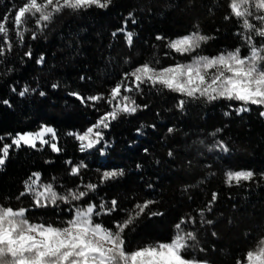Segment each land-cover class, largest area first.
I'll use <instances>...</instances> for the list:
<instances>
[{
    "label": "trees",
    "instance_id": "1",
    "mask_svg": "<svg viewBox=\"0 0 264 264\" xmlns=\"http://www.w3.org/2000/svg\"><path fill=\"white\" fill-rule=\"evenodd\" d=\"M22 3L0 0V20L9 16L12 42L0 56V146L47 126L55 130L60 151L40 143L10 149L0 166V205L25 207L34 222L58 224L72 217L70 209L88 203L99 209L116 200V211L96 218L114 229L134 215L136 205L152 201L125 229L128 250L170 242L179 223L196 237L189 241L188 257L201 264H246L247 252L264 240V107L247 105L248 111L238 112L240 101L193 99L145 84L128 93L138 110L101 129L103 138L94 148L81 151V142L69 134L83 133L111 111V89L145 62L168 67L236 48L249 55L229 0H111L106 8L64 9L43 28L30 19L20 41L11 20ZM193 31L210 39L191 54L169 48L170 41ZM127 32L134 34L131 46ZM97 95L104 99H79ZM218 141L228 151L214 147ZM79 165V174H73ZM241 170L254 172V179L230 185L227 173ZM112 171L123 174L104 180ZM33 173L61 195L69 190L88 195L71 204L36 207L31 195H21ZM87 184L97 187L90 191ZM213 193L217 198L209 212Z\"/></svg>",
    "mask_w": 264,
    "mask_h": 264
},
{
    "label": "snow or ice",
    "instance_id": "2",
    "mask_svg": "<svg viewBox=\"0 0 264 264\" xmlns=\"http://www.w3.org/2000/svg\"><path fill=\"white\" fill-rule=\"evenodd\" d=\"M110 3L111 0H23L22 5L15 11L11 24L22 41L24 31L27 30L25 26L30 19L35 18L37 25L43 28L64 9L79 11L93 6L106 8ZM229 8L231 16L241 25V35L250 49L249 55L242 56L240 48H236L213 57L197 55L191 63L157 67L153 63L145 62L135 67L125 73L123 79L111 89L108 103L113 105L115 101L112 110L83 133H69L81 142V151L99 144L103 138L101 129L108 128L110 122L120 114H131L138 110L140 106L128 93L140 91L145 84L166 88L193 99L240 101L242 106L237 109L238 112L248 111L247 105L264 107V43L258 46L254 40V37L264 38V0H229ZM253 20L258 21L259 25L253 23ZM8 23L9 16L5 15L0 20V45H3L0 46V56L5 53L4 46L8 51L12 48ZM133 38L132 32L126 33L130 46ZM208 39L210 37L193 31L170 41L168 46L177 53L191 54ZM26 55L30 56L31 52ZM27 91L25 88L20 95L23 96ZM79 99L82 102H96L104 98L97 95L87 98L80 96ZM184 103V100H180L178 106L183 108ZM260 114L264 116V112ZM49 134L51 140L45 139ZM55 139V130L47 126L37 133L19 134L11 144L0 146V166L5 164L10 149L18 148L22 144L35 148L36 142L39 141L50 144L53 151L59 152ZM214 147L228 151L227 145L222 141L216 142ZM81 167L82 165L74 167L73 174H79ZM122 174L115 171L105 172L103 179H112ZM254 177L255 173L250 170L230 171L227 173V182L230 185L233 182L238 185L241 181H252ZM40 178V173H33L25 182V192L21 193L31 195L36 207H55L58 202L71 204L88 195V192L80 190H69L61 195L52 183L42 184ZM86 187L94 191L97 185L87 184ZM216 198L213 193L212 200L206 207L207 211L212 210ZM151 203L152 201H147L136 205L134 215L116 223L114 229L97 222L96 218L102 212L111 214L116 211V200H112L108 206L99 205V209L94 203L70 209L72 217L58 224L50 221L34 222L29 215L31 210L25 207L0 205V264H201L186 255L189 241H194L196 237L192 232L183 231L179 223L175 226L177 232L170 242H154L137 249H127L125 229L134 223L135 218ZM203 212L204 210H201V216ZM206 222L212 223L210 220ZM246 264H264V240L259 241L254 250L247 252Z\"/></svg>",
    "mask_w": 264,
    "mask_h": 264
},
{
    "label": "rangeland",
    "instance_id": "3",
    "mask_svg": "<svg viewBox=\"0 0 264 264\" xmlns=\"http://www.w3.org/2000/svg\"><path fill=\"white\" fill-rule=\"evenodd\" d=\"M25 134H26V133H25ZM45 139L51 140V135L49 134L48 136H45ZM54 142L56 143V139H55ZM38 143H40V142L37 141V142H36V145H37ZM40 144H42V145H49V146H50V144H43V143H40ZM22 145H24V144H22ZM25 146H29V145H25ZM50 147H51V146H50Z\"/></svg>",
    "mask_w": 264,
    "mask_h": 264
}]
</instances>
